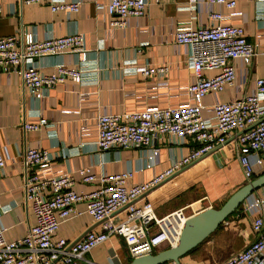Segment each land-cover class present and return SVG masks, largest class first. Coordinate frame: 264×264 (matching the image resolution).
<instances>
[{
    "label": "crops",
    "instance_id": "obj_1",
    "mask_svg": "<svg viewBox=\"0 0 264 264\" xmlns=\"http://www.w3.org/2000/svg\"><path fill=\"white\" fill-rule=\"evenodd\" d=\"M25 1L0 0V39L17 36L21 43L28 34L35 40L83 34L86 56L66 53L24 61L23 66L36 67L44 74H52L59 64L80 72L78 82L67 79L44 90L40 99L29 94L16 73L0 70V150L6 157L5 166L0 170V224L6 229L4 238L10 242L24 236L35 223L31 206L22 192L28 149L47 152L51 163L44 173L74 174L77 181L73 190L84 194L95 191L98 184L78 181L76 172L81 168L90 167L95 175L132 171L133 177L127 182L130 187L149 182L187 155L191 144L176 143L169 136L156 140L158 151L151 157L149 147L100 152L95 144V118L99 114L175 108L190 103L188 86L194 81L190 48L175 43L177 31L210 25L209 14L218 12L225 22L241 26L247 42L254 46L255 56L249 65L240 59L231 62L236 73L234 85L206 96L204 105L251 95L255 80L264 78V0H236V6L230 10L210 5L206 0H146L143 15L128 18L123 28L110 27L111 17L105 10L109 0H40L31 4ZM61 3H79V12H51V5ZM146 67H166V72L145 78L140 70ZM216 74L217 71L204 72L205 77ZM40 119L46 122L41 130H24V122ZM237 170L240 172L239 164L230 161L219 173L200 178L199 187H202L197 186L195 197L192 193L186 196L184 191L159 203L156 215L162 217L200 200L202 207L197 212L212 208L214 196L219 198L216 193L220 176L227 177L229 187L240 188L245 184L243 178L235 177ZM171 187V182L166 180L147 197L156 198ZM257 193L264 195L262 191ZM204 202L208 205L203 206ZM136 203L140 205L141 198ZM85 207L84 202L75 206L78 215L59 225L54 242L63 239L71 244L88 232L102 230L101 224L85 212ZM244 207L242 204L229 217L232 222L228 226L221 225L211 238L181 258L180 264H218L249 245L255 234L251 229L252 217ZM124 217L125 210H121L119 218ZM130 261L123 240L112 236L86 254L80 264H127Z\"/></svg>",
    "mask_w": 264,
    "mask_h": 264
},
{
    "label": "built area",
    "instance_id": "obj_2",
    "mask_svg": "<svg viewBox=\"0 0 264 264\" xmlns=\"http://www.w3.org/2000/svg\"><path fill=\"white\" fill-rule=\"evenodd\" d=\"M39 1L26 0L25 3ZM206 2L228 10L236 6V0ZM145 6L146 0H109L105 10L111 17L110 27H125L128 18L143 15ZM79 8V3L50 6L53 13H77ZM209 18L210 25L174 34L176 44L190 48L194 81L188 86L189 104L122 114H99L95 118V144L100 152L112 148L149 147L151 157L158 151L156 140L169 136L176 143L191 144L187 155L174 161L149 182L130 187H127V182L133 177L132 171L95 175L90 167L81 168L76 172L78 181L98 184L95 191L84 194L73 190L77 181L74 174L44 173L51 163L47 152L39 148L28 149L25 152L27 173L22 192L31 206L35 223L24 236L11 242L4 238L6 229L0 224V264H80L86 254L112 236L123 240L130 259L153 253L164 244L167 247L175 245L186 220L198 213L192 203L159 217L155 210L159 203L186 191L223 160H235L248 182L264 172V78L255 80L251 95L227 102L203 104L206 96L221 93L234 85L236 73L232 61L240 59L249 65L255 56L254 46L247 42L241 26L225 22L218 12L210 13ZM84 43L83 34L43 40H35L28 34L21 43L17 36L1 38L0 70L16 73L29 94L40 99L44 90L54 88L67 79L78 82L80 72L59 64L52 74H44L36 67L23 66L24 61L66 53L85 58ZM211 71H217V74L204 76V72ZM165 72L166 67L140 70L145 78ZM45 123L40 119L32 123L24 122L23 127L26 131H38ZM5 162V154L0 150V170H3ZM166 180L171 182L172 187L149 199L147 194L154 192ZM258 191L264 194V186ZM139 198L142 203L137 205ZM83 202L86 204L85 212L94 222L101 224L102 230L88 232L81 240L71 244L63 239L54 242L59 225L77 216L75 206ZM243 204L245 212L252 217L251 229L255 239L218 264H264V195L253 193ZM121 210H125L124 219L119 218ZM187 210L190 214L186 213ZM231 222L227 218L222 225L228 226Z\"/></svg>",
    "mask_w": 264,
    "mask_h": 264
},
{
    "label": "water",
    "instance_id": "obj_3",
    "mask_svg": "<svg viewBox=\"0 0 264 264\" xmlns=\"http://www.w3.org/2000/svg\"><path fill=\"white\" fill-rule=\"evenodd\" d=\"M264 186V173L231 194L219 208H205L190 216L173 246L133 258L127 264H180V259L205 242L253 193Z\"/></svg>",
    "mask_w": 264,
    "mask_h": 264
},
{
    "label": "rangeland",
    "instance_id": "obj_4",
    "mask_svg": "<svg viewBox=\"0 0 264 264\" xmlns=\"http://www.w3.org/2000/svg\"><path fill=\"white\" fill-rule=\"evenodd\" d=\"M233 161H235V160H233ZM236 162V161H235ZM229 162H226V161H222V163H219V162H217L215 165H214V169H212L211 171H209L208 172V175H205V176H202L201 178H204V177H207V176H210V175H212L213 173H215L216 172V174L217 173H219L218 171H220L221 169L223 170V168H225L226 166H227V164H228ZM264 173V172H263ZM235 177H241V178H243L244 179V181H245V184L246 183H248V181H247V179L244 177V174H243V171H242V169H241V167H240V172L237 170L236 172H235ZM219 180H220V182L218 183V188H217V195L219 196V198L217 199L216 198V196H214L215 197V200L214 199H211V201L212 200H214V201H212L211 203H212V208H214V209H216V208H219L226 200H227V198L235 191V190H237L238 189V187H229L230 185L228 184V182H227V177L225 176V175H222V176H220V178H219ZM200 183H201V180L199 179V180H197L195 183H193L192 185H191V187H189V188H187V190L185 191V195L186 196H190V194L192 193V195H194V197H195V195H197V191H198V189H200L201 187H202V185L199 187V185H200ZM199 188H198V187ZM198 188V189H197ZM196 189V190H195ZM202 194V193H201ZM212 196H213V193H212ZM201 197V196H200ZM199 197V198H200ZM198 198V199H199ZM208 204H207V202H204L203 203V206H207ZM197 207V209L198 208H200V207H202V205H199V206H195V208ZM186 213H189V211L187 210L186 211ZM211 238V237H210ZM208 240V239H207ZM165 248H167V246L164 244V245H162V246H160L158 249H157V251H160V250H163V249H165Z\"/></svg>",
    "mask_w": 264,
    "mask_h": 264
},
{
    "label": "trees",
    "instance_id": "obj_5",
    "mask_svg": "<svg viewBox=\"0 0 264 264\" xmlns=\"http://www.w3.org/2000/svg\"><path fill=\"white\" fill-rule=\"evenodd\" d=\"M253 179H254V178H253ZM235 191H236V190H235ZM235 191H234V192H235ZM234 192H233V193H234ZM233 193H232V194H233ZM233 214H234V213H233ZM233 214H232V215H233ZM232 215H231V216H232ZM229 217H230V216H229ZM229 217H228V218H229ZM194 250H195V249H194ZM194 250H193V251H194ZM193 251L189 252L188 254H191ZM155 252H157V251H154L153 253H155ZM188 254H187V255H188ZM131 260H132V259H131Z\"/></svg>",
    "mask_w": 264,
    "mask_h": 264
},
{
    "label": "bare ground",
    "instance_id": "obj_6",
    "mask_svg": "<svg viewBox=\"0 0 264 264\" xmlns=\"http://www.w3.org/2000/svg\"><path fill=\"white\" fill-rule=\"evenodd\" d=\"M200 205V203L199 202H197V203H194L193 204V208H195V206H199ZM197 208V207H196Z\"/></svg>",
    "mask_w": 264,
    "mask_h": 264
}]
</instances>
